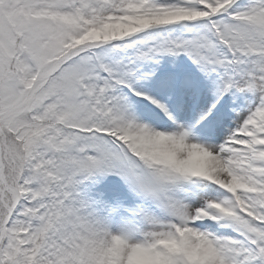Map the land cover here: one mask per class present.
<instances>
[{
  "label": "snow or ice",
  "instance_id": "1",
  "mask_svg": "<svg viewBox=\"0 0 264 264\" xmlns=\"http://www.w3.org/2000/svg\"><path fill=\"white\" fill-rule=\"evenodd\" d=\"M0 264H264V0H0Z\"/></svg>",
  "mask_w": 264,
  "mask_h": 264
}]
</instances>
